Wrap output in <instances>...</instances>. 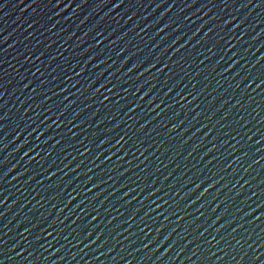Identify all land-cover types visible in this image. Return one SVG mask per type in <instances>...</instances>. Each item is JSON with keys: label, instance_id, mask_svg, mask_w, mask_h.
<instances>
[{"label": "water", "instance_id": "1", "mask_svg": "<svg viewBox=\"0 0 264 264\" xmlns=\"http://www.w3.org/2000/svg\"><path fill=\"white\" fill-rule=\"evenodd\" d=\"M0 264H264V0H0Z\"/></svg>", "mask_w": 264, "mask_h": 264}]
</instances>
